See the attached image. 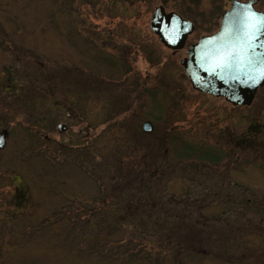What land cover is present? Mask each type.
Listing matches in <instances>:
<instances>
[{"label":"rangeland","instance_id":"1","mask_svg":"<svg viewBox=\"0 0 264 264\" xmlns=\"http://www.w3.org/2000/svg\"><path fill=\"white\" fill-rule=\"evenodd\" d=\"M52 1L0 0V129H8L0 151V264H107L109 256L82 241L79 250L75 240L59 241L60 225L48 220L97 193L96 180L110 209L101 233L113 238L114 216L130 234L139 218L117 209L111 179L129 167L124 182L139 191L146 175L129 173L148 163L156 171L149 189L175 199L168 203L177 212L190 209L194 229L204 228L193 264L202 256L204 264H264V87L248 106L192 89L181 52L172 55L147 27L157 4L193 14L206 0H140L137 12L121 0H60L67 6L52 7L59 25L49 14ZM145 70L156 75L139 88ZM166 135L190 143L196 156L166 152ZM205 148L224 155L215 168L197 158ZM138 229L134 236L171 243L167 229Z\"/></svg>","mask_w":264,"mask_h":264},{"label":"trees","instance_id":"2","mask_svg":"<svg viewBox=\"0 0 264 264\" xmlns=\"http://www.w3.org/2000/svg\"><path fill=\"white\" fill-rule=\"evenodd\" d=\"M121 1L126 8L129 9L133 7L137 12L139 5L136 3L140 2V0ZM59 3L60 0H53L52 6L50 5L51 10L49 13L52 16L51 19L54 20L57 25H59V23L57 17L52 13V7L58 9L61 6H67L63 3L60 5ZM87 44H90V42H86V45ZM174 138L175 137L172 135L169 139L167 135L164 136L163 146H165L164 150L166 149V152L178 155L180 160H188L190 159L189 157L195 155V148H193L190 143L177 145L176 142H174L173 144L172 141H174ZM86 142L85 144H88ZM199 151L200 152L197 153V158L210 162L207 169L211 167L215 168L218 162H221L224 157L222 153L207 151L206 148ZM119 159L122 160L121 157ZM124 170L129 171L131 169L129 167H123L121 171L118 168V171L113 175L114 179H111V181H115L114 183L117 186L116 189L119 191V194L116 195V202L114 201L113 203L117 206V209H123L124 214L139 218V224H137L138 222L130 224L132 230H137V228H139L138 233H149L151 230L162 231L167 229L170 235H168V233L164 234V238L167 237L172 245L167 244L163 246L159 240L152 241L145 237L134 236L132 230L129 234L126 228L122 227V222L114 216V224H112L110 228H114L113 232L115 234L113 238H106L107 235H111L112 233L110 230L107 235L101 233L103 230L101 226H104L102 224L107 219L108 211L110 212V209L104 208L106 206L104 203L108 199V192L104 191L103 186L96 180L93 181L97 193L91 195L87 199L79 198L76 203H70L69 206H60L57 210L58 213L56 212L55 215L53 214L49 218L48 222H50V225H60L55 230L53 236L55 238L63 237V240L59 241H65L69 238L75 240L73 247L76 250L80 249L77 242L82 241L84 243L83 246L86 245V250L89 249L91 252L109 256L110 261L107 264H176L178 261L180 263L183 261V264H193L192 257L194 253L202 251L201 246L204 243L202 240L206 239L199 236L206 234L204 228L194 229L193 222L191 221V219H193V212H190V209H188V211L184 209V211H187L186 213H183V211L177 212L176 206L173 207V205L177 204L168 203V201L176 202L175 199H166L164 195L159 194V190L151 191L149 189V184L155 181L147 179L156 176L155 169L149 163L146 164V166L144 165L142 170L129 173L135 175L143 173L142 175H146V181L140 184L141 189L139 191L134 190L130 192V189L126 186L128 183L124 182ZM120 193H122V197ZM185 194L187 195V193ZM126 196L128 197L126 198ZM8 218L12 220L10 216H8ZM44 221L47 223V218L43 220L42 225H45ZM159 222H161V227L156 228V226L160 224ZM6 223H10V221L7 220ZM8 233L11 234V231ZM194 235H198L199 238H194ZM8 236L11 237L12 235ZM173 247L178 248L177 251H175ZM101 255L97 256L99 258L105 257ZM207 260L205 256H202L199 262L204 264ZM99 261H101V258Z\"/></svg>","mask_w":264,"mask_h":264},{"label":"water","instance_id":"3","mask_svg":"<svg viewBox=\"0 0 264 264\" xmlns=\"http://www.w3.org/2000/svg\"><path fill=\"white\" fill-rule=\"evenodd\" d=\"M149 31L166 47L180 48L192 31V24L173 11L156 5L149 15ZM190 86L233 106H248L256 91L264 84V14L250 2L234 1L223 13L218 30L200 37L186 48L180 60ZM151 123L141 128L151 131ZM58 132L65 129L56 124ZM8 129H0V151L4 148Z\"/></svg>","mask_w":264,"mask_h":264},{"label":"flooded vegetation","instance_id":"4","mask_svg":"<svg viewBox=\"0 0 264 264\" xmlns=\"http://www.w3.org/2000/svg\"><path fill=\"white\" fill-rule=\"evenodd\" d=\"M191 1H193V0H191ZM234 1H237V2H248L249 1L253 9H255L257 11H260V12H262L264 14V5H263V8H260V0H206V2L204 3L205 7L203 8V10L202 9L198 10V11L194 12L193 14H188L187 12L183 13L182 11H180L178 9L166 10L165 7L162 4H157V5H162V7L164 8V10L166 12L167 11H173V12L177 13L182 19H184V20H186V21H188V22H190L192 24V31L189 34H187V36H186V38H185V40L183 42L182 47H180V48H169V47L164 46L157 39L158 42L161 43L164 48L168 49L171 52L172 55H174V54H176L178 52L179 53L181 52V55L178 57V64L180 65V67L182 69V66L180 64V60L183 57H185L186 48L189 45L195 43L200 37L206 36V35H211V34L215 33L218 30V28H219L223 13L225 11H227L231 7V4ZM192 3H194L193 5L196 6V5H198L199 2L194 1ZM188 11H190V9H188ZM193 33H196V35L193 38L190 39L189 37L191 35H193ZM152 34L157 38V36L154 33H152ZM135 52H136V48H135ZM138 75H139V78L136 79V83H137V81L141 80V81L138 82V87L142 88L147 83V80H149L151 77H154L156 74H155V72H151V70L150 71L145 70L143 74H138ZM262 87H264V84L261 86V88ZM261 88H259L256 91V93ZM138 92H139V89H138ZM256 93H255L254 97L256 96ZM151 95H153V94H151ZM156 96H157V93H156ZM219 98H221V97H219ZM66 116H68V113H66ZM64 126H65V124H64ZM65 129H66V126H65ZM65 129L63 131H65ZM151 131H152V126H151ZM151 131L147 132V133H151ZM44 138L47 139V140L49 139L46 135L44 136Z\"/></svg>","mask_w":264,"mask_h":264},{"label":"bare ground","instance_id":"5","mask_svg":"<svg viewBox=\"0 0 264 264\" xmlns=\"http://www.w3.org/2000/svg\"><path fill=\"white\" fill-rule=\"evenodd\" d=\"M6 145V144H5ZM5 147V146H4Z\"/></svg>","mask_w":264,"mask_h":264}]
</instances>
